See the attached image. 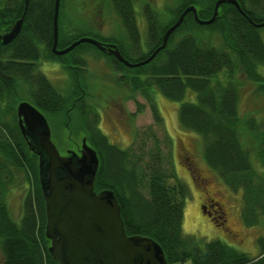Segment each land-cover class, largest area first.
I'll use <instances>...</instances> for the list:
<instances>
[{
  "label": "trees",
  "instance_id": "trees-1",
  "mask_svg": "<svg viewBox=\"0 0 264 264\" xmlns=\"http://www.w3.org/2000/svg\"><path fill=\"white\" fill-rule=\"evenodd\" d=\"M216 0H181L164 23L156 11L145 8V49L137 60L128 59L127 52L117 45L130 63H138L162 44L164 32L183 12L193 5L199 19L208 20ZM242 14L231 4H222L216 21L199 25L192 13L169 37L166 47L146 65L128 68L112 56L115 72L121 82L128 80L131 88L149 102L156 123H161L151 94L158 92L179 103L180 126L200 138L203 159L219 180L232 192H243L241 213L246 228L257 227L264 218V123L253 116L241 118L239 101L244 81L257 85L256 94L264 97V43L259 28L264 22L262 0H237ZM123 27L140 49L136 14L130 0H113ZM65 0H60L57 49H64L80 39L70 29L64 16ZM55 0H28L19 34L8 45L0 43V252L1 264H58L49 253L45 237V203L39 186L38 158L30 152L21 136L16 107L26 101L44 116L70 115L82 117L87 144L95 150L99 166L94 181L96 193L113 191L127 236H142L161 247L167 264H264V237L258 241L259 253L249 257L219 240L201 242L182 232L183 209L188 197L187 186L161 165L159 149L151 151L145 161V145L133 142L130 147L113 145L99 128V114L86 94L79 89L87 85L83 61L67 60L81 49H95L81 44L68 54L55 56L53 16ZM25 9L24 0H0V33H7ZM215 29V30H214ZM218 35L220 46L213 43ZM96 50V49H95ZM124 51V52H123ZM41 61L66 65L70 89L62 95L40 71ZM189 94L195 102H187ZM133 134L135 140L138 135ZM262 167V169H261ZM262 170V172H261ZM22 175L28 183L22 188V217L13 221L7 206L10 190ZM264 224V223H263Z\"/></svg>",
  "mask_w": 264,
  "mask_h": 264
},
{
  "label": "rangeland",
  "instance_id": "rangeland-1",
  "mask_svg": "<svg viewBox=\"0 0 264 264\" xmlns=\"http://www.w3.org/2000/svg\"><path fill=\"white\" fill-rule=\"evenodd\" d=\"M130 1L136 14L140 49H131L133 43L129 40L128 33L113 8V0H65L64 16L69 18L73 26L68 30H71L75 36L104 44H119L127 52L128 59L137 60L146 52L145 8L156 11L161 21L167 23L171 18V11L181 4V0ZM259 33L264 43V27L259 28ZM213 36V43L219 47L218 35L213 34ZM94 48L96 50L81 49L67 60H80L84 63L82 67L86 70L87 85L79 91L81 94H86L84 101L90 103L99 114V128L102 133L107 136L111 144L123 149L130 147L133 142H136L134 150L138 144L145 145L144 151L147 152L145 161L151 158V151L156 152L155 144H157L163 169L167 173L173 171L188 188V197L183 209V235L194 237L201 242L219 240L249 257H256L259 253L257 240L264 237V218H261L263 223L257 227L244 226L241 217L244 206L243 192H232L219 180L215 172L208 168L202 156L199 136L184 130L179 124L180 104L166 99L158 92L151 94V100L156 105L162 120L161 123H156L149 102L140 92L131 88L128 80L121 82L119 78L122 74L114 71L109 56ZM64 67L66 68V65L55 61L39 63L40 71L55 89L62 95H67L71 81ZM259 72L264 77V65ZM256 90V84L243 82L239 108L241 118L253 116L256 122L261 124L264 123V97L257 95ZM185 101L195 102V96L189 94ZM45 118L50 127L51 140L59 153L66 155L67 151H73L79 154L82 138L85 136L82 117L79 114H72L67 121L61 116H45ZM133 134L138 135L137 140L133 138ZM190 164L195 167L201 180H193L188 170L191 168ZM17 180L20 182L10 190L6 199L10 217L16 223L22 217V200L25 192L22 188L29 187L22 175L18 176ZM206 194L209 195L207 199L212 198L219 203L225 213V221L222 224L218 221L222 228L214 225L199 210ZM185 264L192 262L188 261Z\"/></svg>",
  "mask_w": 264,
  "mask_h": 264
},
{
  "label": "water",
  "instance_id": "water-1",
  "mask_svg": "<svg viewBox=\"0 0 264 264\" xmlns=\"http://www.w3.org/2000/svg\"><path fill=\"white\" fill-rule=\"evenodd\" d=\"M24 1L22 17L7 33H0V43L4 46L10 44L21 30L28 4V0ZM225 3L244 14L237 0H216L208 20L199 19L196 8L188 6L167 28L161 46L148 59L130 63L116 45L85 37L64 49H57L60 0H55L51 51L61 57L81 44H90L126 67L137 68L148 64L166 47L169 37L188 13H192L197 24L208 26L216 21L218 9ZM254 26L262 28L264 22ZM16 116L21 136L30 152L38 158L39 186L45 203V237L50 242L48 250L54 261L58 264H167L157 242L148 237L126 235L113 191H94L99 161L85 139L79 154L67 151L66 155H61L51 140L47 119L36 107L26 101L20 102Z\"/></svg>",
  "mask_w": 264,
  "mask_h": 264
},
{
  "label": "flooded vegetation",
  "instance_id": "flooded-vegetation-1",
  "mask_svg": "<svg viewBox=\"0 0 264 264\" xmlns=\"http://www.w3.org/2000/svg\"><path fill=\"white\" fill-rule=\"evenodd\" d=\"M191 168H188V170L191 173V177L193 178V180L195 181H199L200 176L197 174L195 167L193 165L190 164ZM195 174L197 175V177H195ZM198 183V182H197ZM209 196V195H208ZM207 194L204 198V201H202V204L199 208L200 212L203 213V210L205 211V216L209 218V220L212 221V223L214 225H216L217 227L222 228L221 225L218 224V221L220 222V224H222L225 220H224V211L222 210L221 206L219 203H217L216 201L212 200V198H208Z\"/></svg>",
  "mask_w": 264,
  "mask_h": 264
}]
</instances>
